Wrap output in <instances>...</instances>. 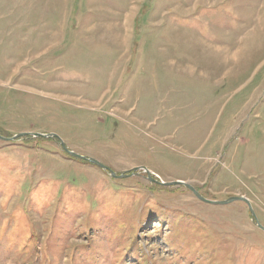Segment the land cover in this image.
<instances>
[{
  "label": "rangeland",
  "instance_id": "obj_1",
  "mask_svg": "<svg viewBox=\"0 0 264 264\" xmlns=\"http://www.w3.org/2000/svg\"><path fill=\"white\" fill-rule=\"evenodd\" d=\"M21 133L151 179L0 140V264H264V0H0Z\"/></svg>",
  "mask_w": 264,
  "mask_h": 264
},
{
  "label": "water",
  "instance_id": "obj_2",
  "mask_svg": "<svg viewBox=\"0 0 264 264\" xmlns=\"http://www.w3.org/2000/svg\"><path fill=\"white\" fill-rule=\"evenodd\" d=\"M24 136H32V137H42V138H53V139H57L59 140V138L55 135V134H47V135H43V134H38V133H21V134H17L16 136L12 137V138H4L2 136H0V140L2 141H13L17 138H20V137H24ZM60 141V144H61V147L63 149V151L68 154L70 157L72 158H77L79 160H82L84 162H88L92 165H94L95 167L99 168L102 172L106 173L110 178L112 179H124V178H127L129 176H133L135 174H137V171H143L146 173L147 177L149 179H151L150 177V173L143 167H139V168H134L131 173H125V174H120V175H117L116 173H114L113 171H111L107 166L103 165L102 163H100L99 161L93 159V158H88V157H85V156H82V155H79V154H76L72 151H69L65 145ZM168 185H182V186H185L187 187L191 192H193L197 198H199L200 200H205L202 196H200L198 194V192H196L190 185L188 184H185L183 182H180V181H177V182H173V183H170ZM233 201H240V202H244L248 209H249V213H250V216H251V222L255 224V226H257L259 229L263 230L264 231V228L261 227V225L258 223V220H257V217L255 215V212L253 211L252 207H251V204L250 202L244 198V197H234L232 198Z\"/></svg>",
  "mask_w": 264,
  "mask_h": 264
}]
</instances>
